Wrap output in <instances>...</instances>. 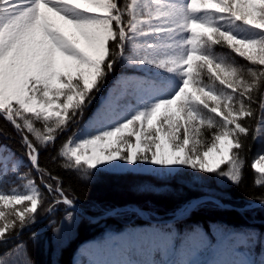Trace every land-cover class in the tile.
<instances>
[{
	"label": "snow or ice",
	"instance_id": "obj_1",
	"mask_svg": "<svg viewBox=\"0 0 264 264\" xmlns=\"http://www.w3.org/2000/svg\"><path fill=\"white\" fill-rule=\"evenodd\" d=\"M217 47L235 56H218ZM120 67L136 74H121L101 96ZM98 98L93 130L69 136L51 157L77 183L101 172L168 178L193 169L241 186L247 140L264 138V0H0V120L27 159L0 145V249L41 214L64 209L62 218L73 222L72 181L41 166V154L55 151ZM251 167L254 184L264 187V154ZM10 177L22 191L2 187ZM192 204L199 202L185 210ZM158 231L172 237L170 228ZM217 232L236 256L253 239ZM216 243V233L194 229L173 247L196 253ZM11 255L0 253V264H17Z\"/></svg>",
	"mask_w": 264,
	"mask_h": 264
},
{
	"label": "trees",
	"instance_id": "obj_2",
	"mask_svg": "<svg viewBox=\"0 0 264 264\" xmlns=\"http://www.w3.org/2000/svg\"><path fill=\"white\" fill-rule=\"evenodd\" d=\"M215 52L218 56H235L227 48L217 47ZM236 59L241 63H246L242 58L236 57ZM125 73L136 74L120 67L104 88L112 89L119 76ZM99 104L98 98L85 112L83 118L61 135L55 151L50 149L42 151L41 154V166L52 169L54 174L63 177L65 184L69 180L72 181L76 194L75 203L82 213L74 211V220L71 223L62 218L66 214L64 209H58L53 217L41 214L36 223L25 228L18 238H14L9 245L0 249V253H11L12 255L7 258L10 261L15 260L17 264H23L25 259L29 260L31 264H73L75 253L85 242L101 241L109 232H120L131 223L141 228L140 236L147 242L146 250L148 251L161 244L163 240L170 241L172 249L169 253H164L163 261L165 262L181 261L186 249L183 247L174 249L173 245L177 240L183 241L192 230H199L207 234L216 233V240L219 243L223 234L217 230L226 228L232 232L250 235L253 238L247 246L243 247V256L232 254L225 245L229 257L233 260L248 259L254 261V264H264V206L241 209L247 205L262 202L264 199V187L254 184L258 174L251 167L254 160L260 154H264V138L257 140L249 138L247 140L243 152L246 160V167L243 170L244 182L239 187L226 178H218L215 174L197 173L193 169H186L179 176L168 178H159L151 174L101 172L86 183L80 184L76 182L74 173L58 168L52 162L51 157L59 151L60 143L66 141L69 136H72L74 140L79 138L83 128L94 117ZM0 127L5 133L3 137H0V145L6 146L15 153V158L23 160L27 165V159L22 156L23 149L19 144V137L16 136L15 130L2 120H0ZM255 127L254 124L253 128L255 129ZM89 128L92 127L89 126ZM73 133L76 135L73 136ZM60 159L62 160V158ZM30 167L28 165L26 168L29 170ZM32 175L36 177L34 171ZM196 177L199 178V184L193 183ZM201 185H203V189ZM207 196L214 197L237 209L221 208L209 201L200 204L196 210L182 220L173 223H158L160 230L170 228L172 237L161 232H159L161 235L153 233L154 224L148 220L140 219L134 212L124 211L118 215L98 218L103 216L106 211L125 206H138L147 211L153 220H155L154 214L167 220L171 218V214L185 204ZM84 215H89L92 218H86ZM52 219L57 221L55 225L51 224ZM145 225L147 227H144ZM54 227L60 231L54 232ZM33 233L36 234L35 239H33ZM19 245H23V247H18ZM141 249L143 248H138L136 251L131 250L129 261H133L135 264L143 261L144 256H139ZM214 251L215 247L196 253L187 250L186 253L197 258L200 264H207L214 255ZM92 254L93 252L88 256V259L92 258Z\"/></svg>",
	"mask_w": 264,
	"mask_h": 264
},
{
	"label": "rangeland",
	"instance_id": "obj_3",
	"mask_svg": "<svg viewBox=\"0 0 264 264\" xmlns=\"http://www.w3.org/2000/svg\"><path fill=\"white\" fill-rule=\"evenodd\" d=\"M103 92L105 93L102 94ZM108 92L109 90H106L104 88L100 93V95L107 96ZM93 123H94V117L91 118V122H89L87 124L88 127L85 126V128H87L89 131L91 129L93 130ZM89 126H91L92 128H89ZM85 128H83L81 135L77 140H79L84 135ZM20 171H21L20 174L23 175L29 170L26 167H22ZM136 174H150V173L145 172V173H136ZM159 178H164V177H159ZM37 183H39V181ZM2 187H4V189L8 191H10L12 188H16L18 191H22L23 183L20 182L19 180H16L14 177V178H10L8 182ZM75 205L77 204L75 203ZM108 213H110V211L104 212L103 215H106ZM182 217L184 218V215ZM144 227H147V225H145ZM158 230H160L158 224H154L152 227V232L157 234L159 233ZM140 231L141 228L134 226L133 224L130 223V225L127 226V228H125L120 232H109L107 236L101 241L87 242L82 246H80L78 251L75 253L73 257V264H125V262L129 261L128 258L131 257V250L136 251L138 248H143L139 252V256L141 255L144 256L143 261H140L139 264H151L153 260L163 261L164 253H169L172 249L170 241L163 240L161 244L157 245L156 247H153L150 251H148L146 250L147 242L144 241L143 238L140 236L141 235ZM158 235H161V233H159ZM91 252H93L92 258L88 259V256L91 254ZM186 252L187 250L185 251V254L181 257V261L192 259L199 262L197 258H193L192 255ZM226 252L227 251L222 238V240H220V242L216 244L214 256L208 264H213L214 261H224V262L232 261L233 259L229 257V255ZM157 253H159V255H157Z\"/></svg>",
	"mask_w": 264,
	"mask_h": 264
},
{
	"label": "water",
	"instance_id": "obj_4",
	"mask_svg": "<svg viewBox=\"0 0 264 264\" xmlns=\"http://www.w3.org/2000/svg\"><path fill=\"white\" fill-rule=\"evenodd\" d=\"M200 199H196L195 201H199ZM209 200H212V201H218L217 204H219V207L221 208H236V207H233V206H229L227 204H224L222 202H220L219 200L215 199V198H212L210 197ZM264 206V203L262 202H259V203H253V204H250V205H247L245 206L244 208L242 209H254V208H260V207H263ZM237 209V208H236ZM75 210L76 211H80L79 208L75 205ZM119 212V211H129V212H135L137 213L142 219H145V215H147V212L144 210V209H141L140 207L138 206H125V207H122V208H117V209H114L113 212ZM178 212V211H177ZM176 212V213H177ZM180 212V210H179ZM185 212H181V213H178V214H183ZM189 213V212H187ZM110 214V213H109ZM86 218H91L89 216H85ZM103 217V216H102ZM98 218H101V217H98Z\"/></svg>",
	"mask_w": 264,
	"mask_h": 264
},
{
	"label": "bare ground",
	"instance_id": "obj_5",
	"mask_svg": "<svg viewBox=\"0 0 264 264\" xmlns=\"http://www.w3.org/2000/svg\"><path fill=\"white\" fill-rule=\"evenodd\" d=\"M204 198L206 199V201L202 200V199H204ZM204 198H200L201 200H199V201H197V202H199V204H202V203H205V202H209V201H210V202H212V203H214V204H216V205L219 206V204H217L216 202L209 200V199H210L209 196L204 197ZM190 204H191V202L185 204V207H184L183 209H181V211H180L179 213H181V212H185V213L189 212V214H191V213L194 211L193 209H195L196 207L199 206V204H198V205H196V204H192L191 207H187V210H185L186 206H188V205H190ZM116 209H117V208H116ZM75 211H76V210H75ZM77 212L81 214V210H80V211H77ZM110 212H111V214H113V215H116V214L118 213V211H117V212H113V210L110 211ZM152 223H153V224H156L155 222H152ZM88 242H90V241H88ZM85 243H87V242H85ZM88 248H89V247H88Z\"/></svg>",
	"mask_w": 264,
	"mask_h": 264
}]
</instances>
